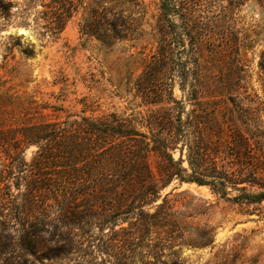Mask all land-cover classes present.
Masks as SVG:
<instances>
[{"label":"rangeland","instance_id":"1","mask_svg":"<svg viewBox=\"0 0 264 264\" xmlns=\"http://www.w3.org/2000/svg\"><path fill=\"white\" fill-rule=\"evenodd\" d=\"M57 1L0 0V264H120L116 250L104 248L118 245L128 223L102 233L97 220L90 226L62 225L56 202L43 200L51 197L49 187L34 208L25 204L33 179L41 174L51 179L60 171L37 169L39 153L49 143L28 146V129L82 111L92 117L130 118L157 110L160 106L144 103L138 90L147 79L148 92H156L154 74L144 75L141 59L155 54L164 36L173 52L163 89L175 99L183 98L179 73L187 56L190 69L200 64L199 83L205 92L220 95L233 78L239 82L234 97L258 109L264 103V0H179L180 11L208 37L196 45L188 40L186 54L178 50L174 30L161 27V0H68L72 16L55 36L51 14ZM104 8L122 11L123 17L139 20V26L133 24L131 33L111 43L82 35L81 26ZM193 78L190 74L189 81ZM149 163L159 177L161 160L153 154ZM168 194L171 200L191 201L187 212L198 216L188 222L213 227L211 243L163 250L157 245L161 233H151L145 240L148 247L127 252L131 264H264V202L241 207L208 187L176 179L161 192L162 197ZM181 210L177 203L172 212ZM67 237L72 250L53 257L52 251L69 243Z\"/></svg>","mask_w":264,"mask_h":264},{"label":"trees","instance_id":"2","mask_svg":"<svg viewBox=\"0 0 264 264\" xmlns=\"http://www.w3.org/2000/svg\"><path fill=\"white\" fill-rule=\"evenodd\" d=\"M56 4L51 14L55 36L64 30L73 7L68 0ZM160 10L161 27H171L179 36L177 46L182 54H186L188 40L196 45L208 38L203 27L180 11L179 0H161ZM122 14L104 8L81 26V33L102 43L120 40L131 33L133 24L139 26V20ZM157 44L155 54L141 59L144 75L154 74V97L148 92L147 79L138 90L144 103L160 106L157 110L130 118L69 113L62 121L29 128L26 135L28 146L49 143L39 153L37 169L60 171L51 179L42 174L33 179L25 204L34 208L42 190L49 187L53 189L46 194L51 197L43 200L56 202L62 225L90 226L97 220L102 233L106 227L128 223V228H121L125 236L118 245L109 243L104 248L107 252L115 249L120 264H131L127 252L148 247L145 240L151 233H161L157 245L163 250L211 243L213 227L188 222L198 216L187 212L191 201L171 200L169 194L162 197V190L174 179L208 187L220 199L241 207L264 202V103L258 109L245 107L234 97L239 82L233 78L224 85L226 92L216 96L215 91L205 92L199 83L201 66L190 69L187 56L179 73L183 98L175 99L171 91L163 89L173 50L165 36ZM190 74L195 76L192 81ZM153 154L161 160L159 177L150 168ZM177 203L184 210L172 212ZM152 209L155 211L150 213ZM67 239L66 246L52 251L53 257L72 250L71 239Z\"/></svg>","mask_w":264,"mask_h":264}]
</instances>
